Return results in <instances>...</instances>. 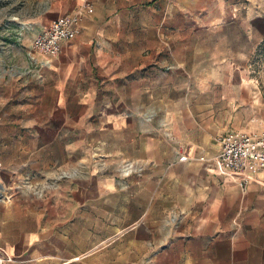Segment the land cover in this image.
<instances>
[{
	"label": "crops",
	"instance_id": "obj_1",
	"mask_svg": "<svg viewBox=\"0 0 264 264\" xmlns=\"http://www.w3.org/2000/svg\"><path fill=\"white\" fill-rule=\"evenodd\" d=\"M14 1L0 13V264H264V171L213 160L229 125L214 105L258 86L246 65L264 0ZM77 10L79 33L43 63L34 38Z\"/></svg>",
	"mask_w": 264,
	"mask_h": 264
},
{
	"label": "built area",
	"instance_id": "obj_2",
	"mask_svg": "<svg viewBox=\"0 0 264 264\" xmlns=\"http://www.w3.org/2000/svg\"><path fill=\"white\" fill-rule=\"evenodd\" d=\"M85 10L90 12L91 7ZM82 15L80 10L65 13L52 19L48 26L40 30L32 42V50L41 55L43 63H49L59 54L61 43L76 37ZM219 144V151L213 160L220 167L238 175H243L249 168L264 171V127L257 132L230 130L220 137ZM184 159L185 156L178 158L179 161ZM127 171L128 168L125 169ZM246 182V178L242 177L239 185L242 187Z\"/></svg>",
	"mask_w": 264,
	"mask_h": 264
},
{
	"label": "rangeland",
	"instance_id": "obj_3",
	"mask_svg": "<svg viewBox=\"0 0 264 264\" xmlns=\"http://www.w3.org/2000/svg\"><path fill=\"white\" fill-rule=\"evenodd\" d=\"M3 5H8L10 8L19 7V4H15L14 0H0V13ZM155 14L157 13L155 12ZM176 20L174 19L172 23H176ZM249 46V59L246 66L248 67L249 76L257 82L260 95L256 101L257 87L255 86L253 96L250 99L243 98L239 101H234L230 106L229 103H226L225 106L220 104L214 105L218 120H225L226 124H229L227 131L257 132L264 127V39L250 40ZM242 64L244 65V63ZM1 73L2 71L0 70ZM2 98L5 97L2 96ZM7 98L10 99L11 96ZM4 103L2 102V104ZM49 106V102L46 101L41 107L42 113L47 112ZM126 216H129L128 218L136 217V215Z\"/></svg>",
	"mask_w": 264,
	"mask_h": 264
},
{
	"label": "bare ground",
	"instance_id": "obj_4",
	"mask_svg": "<svg viewBox=\"0 0 264 264\" xmlns=\"http://www.w3.org/2000/svg\"><path fill=\"white\" fill-rule=\"evenodd\" d=\"M1 194H3V191H2L1 188H0V195H1Z\"/></svg>",
	"mask_w": 264,
	"mask_h": 264
}]
</instances>
